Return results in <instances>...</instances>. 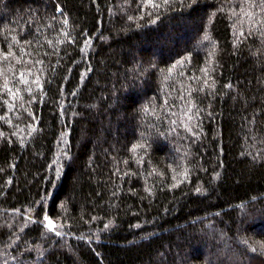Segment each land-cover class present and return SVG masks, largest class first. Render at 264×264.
I'll use <instances>...</instances> for the list:
<instances>
[{"label":"trees","instance_id":"16d2710c","mask_svg":"<svg viewBox=\"0 0 264 264\" xmlns=\"http://www.w3.org/2000/svg\"><path fill=\"white\" fill-rule=\"evenodd\" d=\"M0 264H264V0H0Z\"/></svg>","mask_w":264,"mask_h":264},{"label":"rangeland","instance_id":"374dc122","mask_svg":"<svg viewBox=\"0 0 264 264\" xmlns=\"http://www.w3.org/2000/svg\"><path fill=\"white\" fill-rule=\"evenodd\" d=\"M51 222V223H49ZM45 224L49 227V228H53L55 226V222L50 219L49 217L45 218Z\"/></svg>","mask_w":264,"mask_h":264},{"label":"snow or ice","instance_id":"6c2138e0","mask_svg":"<svg viewBox=\"0 0 264 264\" xmlns=\"http://www.w3.org/2000/svg\"><path fill=\"white\" fill-rule=\"evenodd\" d=\"M49 223H51V222H49Z\"/></svg>","mask_w":264,"mask_h":264}]
</instances>
